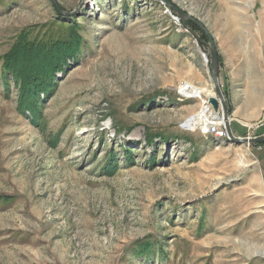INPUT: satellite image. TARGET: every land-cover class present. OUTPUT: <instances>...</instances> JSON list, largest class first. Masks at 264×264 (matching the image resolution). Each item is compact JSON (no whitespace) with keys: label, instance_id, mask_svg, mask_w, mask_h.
Masks as SVG:
<instances>
[{"label":"rangeland","instance_id":"374dc122","mask_svg":"<svg viewBox=\"0 0 264 264\" xmlns=\"http://www.w3.org/2000/svg\"><path fill=\"white\" fill-rule=\"evenodd\" d=\"M54 2L0 0V264H264L263 145L187 130L208 96L182 88L216 97L207 33L233 136L264 135L225 88L264 45V0ZM21 39L72 49L31 112L4 68Z\"/></svg>","mask_w":264,"mask_h":264},{"label":"trees","instance_id":"16d2710c","mask_svg":"<svg viewBox=\"0 0 264 264\" xmlns=\"http://www.w3.org/2000/svg\"><path fill=\"white\" fill-rule=\"evenodd\" d=\"M189 25L195 31H199L192 23H189ZM201 37L206 42L205 36L202 35ZM25 42L21 39L13 51L7 55L4 61V68L7 72H10L16 84H20V109L23 108L24 111L31 112L32 109H38L40 94H51L54 84V73L62 68L72 49L66 48L58 51L56 50L57 47L54 46L51 48L53 50L49 52V55H46L47 49L39 50L38 47H33V45ZM23 60L26 61L21 64ZM108 158L113 161L112 156ZM139 249V255L145 254L149 251V245L146 244Z\"/></svg>","mask_w":264,"mask_h":264},{"label":"crops","instance_id":"0c3cea01","mask_svg":"<svg viewBox=\"0 0 264 264\" xmlns=\"http://www.w3.org/2000/svg\"><path fill=\"white\" fill-rule=\"evenodd\" d=\"M228 66L225 88L233 118L251 123L258 121L264 116V45L256 56L245 51L238 59L228 60ZM262 149L264 157V145ZM261 169L254 176L264 188L263 165Z\"/></svg>","mask_w":264,"mask_h":264},{"label":"water","instance_id":"95a60500","mask_svg":"<svg viewBox=\"0 0 264 264\" xmlns=\"http://www.w3.org/2000/svg\"><path fill=\"white\" fill-rule=\"evenodd\" d=\"M55 9L59 14H65L61 9L56 5L54 0H52ZM182 15V14H181ZM192 20V19H190ZM201 30H204L203 26H201L198 22H195L192 20ZM207 39H208V48L210 53V72H211V81L213 84V90L215 91L216 97H211L208 99L209 105L212 107L213 111L218 114L219 109H221L222 117L226 121L225 124V130L227 132L228 140L232 141L237 144H246V145H257V144H264V135L258 136L256 138L247 139V138H236L233 136L228 119H229V113L227 110V106L225 104V100L223 97V94L220 90L219 82H218V69H219V63H218V55H217V49L213 43V40L211 37L206 33Z\"/></svg>","mask_w":264,"mask_h":264},{"label":"bare ground","instance_id":"6f19581e","mask_svg":"<svg viewBox=\"0 0 264 264\" xmlns=\"http://www.w3.org/2000/svg\"><path fill=\"white\" fill-rule=\"evenodd\" d=\"M183 88V94L188 99H198L201 98L202 94H206L208 96V99L213 97L209 94L206 93V90L202 89H195L191 86L184 85ZM213 90V84L211 86ZM182 93V92H181ZM229 125H230V119H228ZM226 121L222 117V112L219 109L218 114L215 113L212 108H210V105L208 103H203V106L201 107L200 111L198 114H195L188 118L186 122L183 124V126L189 130V131H195L196 128L200 126H205L206 128L210 126H215V127H223L225 128ZM226 132V131H225ZM227 134V133H226Z\"/></svg>","mask_w":264,"mask_h":264},{"label":"built area","instance_id":"2783aa9c","mask_svg":"<svg viewBox=\"0 0 264 264\" xmlns=\"http://www.w3.org/2000/svg\"><path fill=\"white\" fill-rule=\"evenodd\" d=\"M261 120V119H260ZM257 121V122H253L252 124L246 125L244 123H240L243 127H246L247 129L253 130L255 131L257 128L264 126V119H262L261 121ZM215 127V126H212ZM209 128V127H208ZM207 130V128H206ZM208 133V131H207ZM216 135L218 138H227V134L225 133V131H219L216 132ZM255 138V137H254ZM249 139V138H248Z\"/></svg>","mask_w":264,"mask_h":264}]
</instances>
